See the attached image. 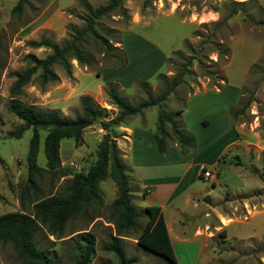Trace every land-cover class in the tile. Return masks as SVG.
<instances>
[{
  "label": "rangeland",
  "instance_id": "1",
  "mask_svg": "<svg viewBox=\"0 0 264 264\" xmlns=\"http://www.w3.org/2000/svg\"><path fill=\"white\" fill-rule=\"evenodd\" d=\"M16 1L0 0V214L20 210L19 194L26 178L25 155L31 136V129H25L15 137L22 122L8 109L11 99L56 109L69 119L81 113L82 96L104 109L84 129L80 145L76 146L72 138L61 139V167L55 174L44 169L45 131H40L36 163L43 170L37 185L42 195H48L61 190L73 172H84L95 161L98 143L105 133L101 121L118 115L108 98L107 82L114 83L122 97L136 104L145 100L147 92L152 96L161 93L162 83L169 84L180 65L186 63L187 73L160 105L127 116L122 125H111L126 168L131 202L146 214L137 205H142L141 198L153 191V186L139 187L128 175L130 166L144 173L183 170L188 162L171 161H189V154L208 159L221 150L225 141L236 137V143L221 153L216 165L210 160L205 162L204 167L216 172V179L201 176L167 204L166 220L181 230L177 239L172 238V249L176 264H264V0H124L126 16L115 12L101 20L105 29L116 31L114 45L123 50V68L109 65L112 61L102 57L89 39L85 50L95 60L94 65L83 66L70 59L71 75L67 76L55 64L57 80L44 85L36 77L37 70L20 93L11 97L14 74L29 66L26 56L33 54L41 59L50 53L45 47L31 48L29 41L50 38L63 44L83 26V10L75 0H28L19 14L12 12ZM86 1L93 7L106 2ZM177 50L180 52L175 53ZM162 56L165 61L161 63ZM142 81L146 85H141ZM240 109L243 111L235 116L233 112ZM160 110L175 115L180 127L194 137V146L181 149L170 124L165 123L167 152L156 154L163 159L135 150L128 157L126 127H133L139 136H133L135 148L143 141L145 144L147 136L154 143ZM225 116L231 131L221 138ZM176 152L178 158L173 159ZM168 155L171 159L164 160ZM198 187L204 189L182 205L186 193ZM98 189L101 203L71 218L61 238L55 239L44 229L36 234L38 247L46 249L54 264H71L76 256L72 251L74 236L81 231H90L95 237L88 264H117L113 253L104 250L114 231L110 204L116 197V187L106 177ZM207 189L212 192L207 193ZM138 191L139 195L134 194ZM30 197H34L32 192ZM150 198H156L155 192ZM25 209L30 210L27 200ZM145 221L143 215L138 221L139 231L123 237L120 245L125 258L131 264H171L138 244ZM0 264H21L10 242L0 241Z\"/></svg>",
  "mask_w": 264,
  "mask_h": 264
},
{
  "label": "trees",
  "instance_id": "2",
  "mask_svg": "<svg viewBox=\"0 0 264 264\" xmlns=\"http://www.w3.org/2000/svg\"><path fill=\"white\" fill-rule=\"evenodd\" d=\"M105 1L104 4L93 7L86 0H75L77 6L83 10V26L73 33L67 42L58 44L50 38L28 42L31 48L45 47L50 49V53L41 59L33 54L26 56L29 66L14 74L15 80L10 87L11 97L20 93L22 86L30 81L37 70L39 73L36 77L39 83L44 85L57 80V74L53 70L55 64H59L67 76L71 75L70 59L76 60L83 66L94 65L95 60L85 50L89 39L101 52L102 57L112 61L109 65L118 68L124 67L123 50L114 45L117 42L114 39L116 31L110 28L105 29L101 23L103 18L115 12L126 16L124 0ZM27 2L28 0H17L12 7V12L19 14ZM119 50L122 51L118 53ZM179 52V50L175 51V53ZM186 67V63L181 64L178 74L172 78V81L169 84L162 83L164 90L157 96H152L147 92L145 100L136 104L122 97L114 83L107 82V95L111 103L117 107L118 115L114 119L101 121L105 133L98 143L95 161L86 171L73 172L61 190L48 193V195H42L37 185L43 170L36 163L40 131H45L43 152L46 167L44 169L50 174H55L61 167L59 155L61 139L72 138L76 146L80 145L84 129L93 124L104 109L95 105L90 97L82 96L79 99L81 113L73 119H69L56 109H42L34 105L23 104L15 99L10 100L9 111L22 122L15 137L18 138L25 129H31V136L25 155L26 178L19 194L20 210L0 214V241L11 243L21 264H54L53 258L49 256L46 249L38 247L36 234L44 229L48 235L54 236L55 239L61 238L67 222L71 218L81 213L86 214L93 204L101 203L98 184L106 177L113 180L116 197L110 204V216L114 231L109 234L108 244L104 250L113 253L117 264H131V261L125 258L120 244L123 237L139 231L138 221L145 215L146 221L137 238L138 244L163 256L171 264H176L160 208L147 206L144 208L146 214H143L131 202V190L126 168L116 146L115 132L111 129V125H122L127 116L135 115L147 107L160 105V102L166 99L167 95L181 82L182 77L187 73ZM159 77L163 80L166 79L163 74H159ZM140 83L143 86L146 85L144 81ZM242 111L243 109H240L234 111L233 114L236 116ZM165 123L170 124L172 134L179 142V147L194 146V137L180 127L175 115L160 110L153 132L156 149L159 153L167 152ZM31 192L34 194L33 198L30 197ZM26 200L29 211L25 209ZM92 220L93 218L89 222ZM74 239L72 251L76 256L72 259L71 264H88L94 253V235L90 231H81L75 234Z\"/></svg>",
  "mask_w": 264,
  "mask_h": 264
},
{
  "label": "crops",
  "instance_id": "3",
  "mask_svg": "<svg viewBox=\"0 0 264 264\" xmlns=\"http://www.w3.org/2000/svg\"><path fill=\"white\" fill-rule=\"evenodd\" d=\"M182 20H187V19H182ZM187 21L192 22L191 20H187ZM164 61H165V56H162L161 57V63ZM111 81L119 82L117 79H112ZM224 122H225V127H224L225 131L223 133V136H221V138H224V136L228 135V133L231 131L229 126H228V118L226 119V116H225ZM124 134H126V136H124V137L128 141V151H127L128 157L130 155L129 152L135 150V152L138 151L137 153H139V154H142V153L144 154V153L149 152V153L155 155V158L157 160L163 159V158H161V156H156L158 151L156 149L155 142L154 143L150 142V139H148V136L146 137V139L144 138V140L146 142L145 144L143 141L138 145V148H135V140L133 139V136L136 138H139V136L135 135V130L133 129V127H126V132ZM236 140H237L236 137L229 138L227 141H225L221 150L217 153H214L212 155V157H208V159H203V160L198 159V158L194 157L193 154H189L187 156V158H189V161H186V160H184V161H179V160L171 161V162H174L176 164H184L185 162H188L187 164H185L186 166L183 170H145V173H144L141 170H132L131 166L129 167L130 170L128 169V172H129L128 175H129V177H132L133 180L138 183L139 187L153 186V191H149V192L147 191L148 193H146L145 197L141 198L142 205H137V206L142 207V208H145L147 206H158L160 208V211L163 214V218H164L165 225L167 228V233H168L169 239L171 241L170 243H171L172 247L174 246L173 242H172V238L177 239L181 230L178 229V227L177 228L174 227L173 223L170 225L168 220H166L165 210H166L167 204L170 201L174 200L175 197L180 192H184L185 190H187V188L190 185H192L198 181V178L201 177V175L199 173L200 172V170H199L200 166H205V162H207L208 160H210V164L213 163L212 165H216L217 159L221 155V153L223 151H225L229 146H232L233 144H235ZM197 144H198V142H197ZM175 158L176 159L178 158L177 152L175 153L173 159H175ZM168 159H171V157L169 155H168L167 159L165 158L164 160L167 161ZM158 163L160 164V162H158ZM169 165L174 166L173 163H170ZM137 171H139V173H136ZM215 177L217 178V176H215ZM160 189H162L161 192H160ZM202 189H204V187L203 188L198 187L197 189H194L191 192L186 193V195L183 198L182 205H184V206L187 205L188 199L192 198V196H194L195 194H199L198 192L202 191ZM153 192H155L156 198L155 199L154 198L149 199V196ZM206 192L211 193L212 191H211V189H207ZM134 194L139 195L140 192L138 191L137 193H134ZM159 194H161V195H159ZM171 209H173V207ZM176 210L178 211V209H176ZM168 214H170V211L168 212ZM170 219L172 220V217H170ZM173 250H174V248H173Z\"/></svg>",
  "mask_w": 264,
  "mask_h": 264
},
{
  "label": "built area",
  "instance_id": "4",
  "mask_svg": "<svg viewBox=\"0 0 264 264\" xmlns=\"http://www.w3.org/2000/svg\"><path fill=\"white\" fill-rule=\"evenodd\" d=\"M200 175L204 178H207L209 180L215 179V173L206 169L204 166H200Z\"/></svg>",
  "mask_w": 264,
  "mask_h": 264
},
{
  "label": "bare ground",
  "instance_id": "5",
  "mask_svg": "<svg viewBox=\"0 0 264 264\" xmlns=\"http://www.w3.org/2000/svg\"><path fill=\"white\" fill-rule=\"evenodd\" d=\"M222 221L226 223V220H222Z\"/></svg>",
  "mask_w": 264,
  "mask_h": 264
}]
</instances>
